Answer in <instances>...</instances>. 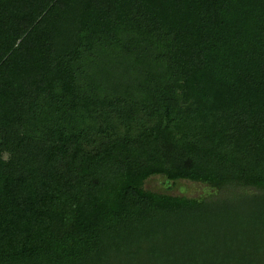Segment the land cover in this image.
Returning <instances> with one entry per match:
<instances>
[{"label": "trees", "instance_id": "obj_1", "mask_svg": "<svg viewBox=\"0 0 264 264\" xmlns=\"http://www.w3.org/2000/svg\"><path fill=\"white\" fill-rule=\"evenodd\" d=\"M0 264H264V0H0Z\"/></svg>", "mask_w": 264, "mask_h": 264}, {"label": "rangeland", "instance_id": "obj_2", "mask_svg": "<svg viewBox=\"0 0 264 264\" xmlns=\"http://www.w3.org/2000/svg\"><path fill=\"white\" fill-rule=\"evenodd\" d=\"M158 177H151L145 182V186L154 190L161 189L160 181ZM171 193L182 194L188 197H201L209 192V188L200 183H193L188 181H179L170 189Z\"/></svg>", "mask_w": 264, "mask_h": 264}]
</instances>
